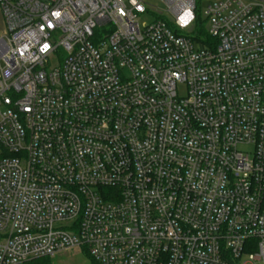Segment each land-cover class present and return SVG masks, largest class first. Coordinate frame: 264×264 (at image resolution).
I'll use <instances>...</instances> for the list:
<instances>
[{
    "label": "built area",
    "instance_id": "1",
    "mask_svg": "<svg viewBox=\"0 0 264 264\" xmlns=\"http://www.w3.org/2000/svg\"><path fill=\"white\" fill-rule=\"evenodd\" d=\"M195 1L0 0V264H264V0Z\"/></svg>",
    "mask_w": 264,
    "mask_h": 264
},
{
    "label": "rangeland",
    "instance_id": "2",
    "mask_svg": "<svg viewBox=\"0 0 264 264\" xmlns=\"http://www.w3.org/2000/svg\"><path fill=\"white\" fill-rule=\"evenodd\" d=\"M214 1L218 0H196V8L198 16L201 18L200 24L202 26L205 25V22L203 21V12L206 9V6ZM146 17L142 18L140 20V23L146 22ZM2 23L0 20V36H2ZM185 88L183 85L178 86V94L180 96L184 95ZM51 264H93V261L89 254L83 250V249H73L70 251L61 252L55 256L50 257Z\"/></svg>",
    "mask_w": 264,
    "mask_h": 264
},
{
    "label": "trees",
    "instance_id": "3",
    "mask_svg": "<svg viewBox=\"0 0 264 264\" xmlns=\"http://www.w3.org/2000/svg\"><path fill=\"white\" fill-rule=\"evenodd\" d=\"M25 264H51V259H50V257H43V258L31 260ZM93 264H96V263H94V261H93Z\"/></svg>",
    "mask_w": 264,
    "mask_h": 264
},
{
    "label": "crops",
    "instance_id": "4",
    "mask_svg": "<svg viewBox=\"0 0 264 264\" xmlns=\"http://www.w3.org/2000/svg\"><path fill=\"white\" fill-rule=\"evenodd\" d=\"M0 20H1V23H2L1 15H0ZM2 32H3V23H2Z\"/></svg>",
    "mask_w": 264,
    "mask_h": 264
}]
</instances>
